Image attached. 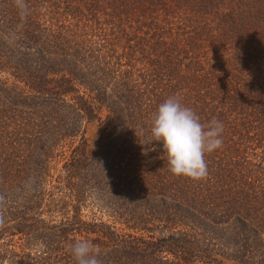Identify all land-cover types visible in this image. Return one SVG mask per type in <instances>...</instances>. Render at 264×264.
Segmentation results:
<instances>
[{"label":"trees","instance_id":"trees-1","mask_svg":"<svg viewBox=\"0 0 264 264\" xmlns=\"http://www.w3.org/2000/svg\"><path fill=\"white\" fill-rule=\"evenodd\" d=\"M171 96L224 124L199 182L151 136ZM80 240L264 264V0H0V264H75Z\"/></svg>","mask_w":264,"mask_h":264},{"label":"clouds","instance_id":"clouds-1","mask_svg":"<svg viewBox=\"0 0 264 264\" xmlns=\"http://www.w3.org/2000/svg\"><path fill=\"white\" fill-rule=\"evenodd\" d=\"M224 124L212 118L206 125L176 96L162 102L154 114L151 136L162 145L171 174L177 178L199 182L208 175L207 154L223 144ZM75 264H102L101 249L88 240L70 245Z\"/></svg>","mask_w":264,"mask_h":264},{"label":"rangeland","instance_id":"rangeland-1","mask_svg":"<svg viewBox=\"0 0 264 264\" xmlns=\"http://www.w3.org/2000/svg\"><path fill=\"white\" fill-rule=\"evenodd\" d=\"M98 131H99V130L96 129L93 125H90V126H88V128H87V130H86V134H85V136H86V138L94 139V138L97 136ZM60 165H61V163H58V164L56 165V169L60 168ZM51 175L53 176V178H52V179H49V180H52V183L46 185V187H45L46 190H50V187H51L52 185L55 184V182H54V178H55V176L57 175V173L53 171V172H51ZM83 214L88 216V215H89L88 209H84V210H83ZM45 217H46V216L43 215V218H45ZM57 219H59V217H57ZM14 240H17V237H15Z\"/></svg>","mask_w":264,"mask_h":264}]
</instances>
